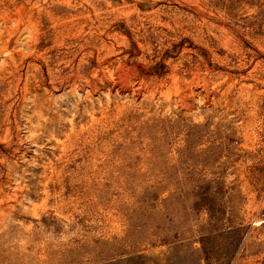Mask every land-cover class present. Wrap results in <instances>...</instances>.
I'll use <instances>...</instances> for the list:
<instances>
[{
    "label": "rangeland",
    "instance_id": "374dc122",
    "mask_svg": "<svg viewBox=\"0 0 264 264\" xmlns=\"http://www.w3.org/2000/svg\"><path fill=\"white\" fill-rule=\"evenodd\" d=\"M0 264H264V0H0Z\"/></svg>",
    "mask_w": 264,
    "mask_h": 264
}]
</instances>
